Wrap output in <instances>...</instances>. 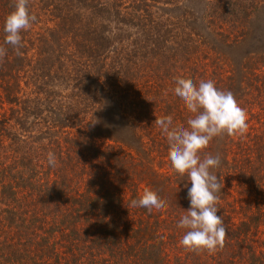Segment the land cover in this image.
I'll use <instances>...</instances> for the list:
<instances>
[{"label": "trees", "instance_id": "16d2710c", "mask_svg": "<svg viewBox=\"0 0 264 264\" xmlns=\"http://www.w3.org/2000/svg\"><path fill=\"white\" fill-rule=\"evenodd\" d=\"M20 54L0 0V264H264V0H28ZM214 80L247 111L213 138L222 250L186 253L190 182L155 125L190 113L174 77ZM53 152L57 166L47 164ZM187 183V187H185ZM145 187L167 202L131 208Z\"/></svg>", "mask_w": 264, "mask_h": 264}, {"label": "clouds", "instance_id": "9594fccd", "mask_svg": "<svg viewBox=\"0 0 264 264\" xmlns=\"http://www.w3.org/2000/svg\"><path fill=\"white\" fill-rule=\"evenodd\" d=\"M12 6L4 21V45L11 46L19 55L23 47L21 32L30 30L37 17L30 13L28 0H12ZM6 55L7 48L0 45V63ZM170 91L191 114L187 126L174 125L171 115L156 117L154 121L167 140L171 169L181 180L191 183L187 191L189 208L177 223V228L186 230L179 243L186 253L214 254L224 248L227 236L224 221L217 215L218 194L223 184L215 170L220 167L221 158L201 154L213 138L223 135L243 138L248 130L247 111L231 91L218 89L211 79L201 80L197 85L191 78L176 76ZM46 159L50 167L57 166L53 152H48ZM129 207L144 208L151 213L166 209L167 202L145 187L138 199L129 201Z\"/></svg>", "mask_w": 264, "mask_h": 264}]
</instances>
